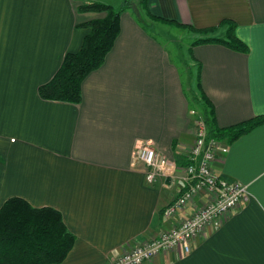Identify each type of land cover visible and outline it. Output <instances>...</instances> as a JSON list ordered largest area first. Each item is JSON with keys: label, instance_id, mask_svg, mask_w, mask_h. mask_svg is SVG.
Here are the masks:
<instances>
[{"label": "crops", "instance_id": "1", "mask_svg": "<svg viewBox=\"0 0 264 264\" xmlns=\"http://www.w3.org/2000/svg\"><path fill=\"white\" fill-rule=\"evenodd\" d=\"M95 1L113 2L0 0V209L18 197L58 210L76 241L56 264H114L204 206L202 194L165 216L185 185L197 96L212 105L219 128L264 115V0H145L146 17L162 25L217 27L204 37L223 36L231 20L249 49L191 42L186 82L134 7L122 13L102 65L85 77L81 102L43 99L39 87L81 48L90 31L83 24L105 17L80 11ZM226 142L215 168L248 187L239 208L195 237L189 253L177 246L142 264H264V123ZM146 144L175 163L154 182L136 157Z\"/></svg>", "mask_w": 264, "mask_h": 264}, {"label": "trees", "instance_id": "2", "mask_svg": "<svg viewBox=\"0 0 264 264\" xmlns=\"http://www.w3.org/2000/svg\"><path fill=\"white\" fill-rule=\"evenodd\" d=\"M131 4V0H120L118 5L95 1L79 7L80 11L105 12L106 15L83 24L90 29L89 33L81 48L67 53L52 79L39 87L43 99L81 102L85 77L104 62L120 33L121 15ZM222 25L226 27L222 37H202L195 43L219 42L234 50L247 52V44L235 35V23L225 20ZM216 28L191 27L204 35L215 32ZM201 101L210 138L230 143L264 123L263 115L233 127L219 128L212 105L203 97ZM75 241L76 236L68 229L58 210L35 208L18 197L7 200L0 209V264L61 263L68 257Z\"/></svg>", "mask_w": 264, "mask_h": 264}, {"label": "built area", "instance_id": "3", "mask_svg": "<svg viewBox=\"0 0 264 264\" xmlns=\"http://www.w3.org/2000/svg\"><path fill=\"white\" fill-rule=\"evenodd\" d=\"M195 113V142L183 168L185 185L180 195L166 207L165 216L178 214L193 198L202 194H205L206 203L194 210L192 215L179 225L140 244L120 256L114 264H142L153 256L177 246H182L184 252L189 253L195 237L204 235L209 228L219 229L246 197L248 187L245 184L229 181L215 168L217 158L228 152V143L226 140L210 138L205 118ZM136 157L148 167L149 182H154L158 173H167L175 168L174 161L160 153L152 144H146L137 150Z\"/></svg>", "mask_w": 264, "mask_h": 264}, {"label": "rangeland", "instance_id": "4", "mask_svg": "<svg viewBox=\"0 0 264 264\" xmlns=\"http://www.w3.org/2000/svg\"><path fill=\"white\" fill-rule=\"evenodd\" d=\"M104 2V1H103ZM120 0H113L114 5H118ZM132 4L128 9H134V7H138L139 13H142L145 18H143L145 22V27L154 35L156 36L160 41L164 42L175 62L178 63L181 70H183L184 73V79L186 82H190V76L189 78V62L191 54L188 51V48L190 46L191 42L199 40L201 37H204L206 35L197 33L196 31L189 29V28H177V27H169L167 25H162L160 23H157V20L155 18H148L144 14L143 11V0H131ZM127 9V10H128ZM224 34V33H223ZM195 36V37H194ZM217 37H222L221 35H216ZM192 65V64H191ZM191 75L193 74L195 79V68L191 66ZM192 83V82H191ZM190 83H188L187 87H190ZM193 90L198 91L197 87L193 88ZM192 91V90H191ZM202 101L201 98L197 96L194 107L196 111H198L199 116L205 118L203 114V107H202ZM206 120V119H205Z\"/></svg>", "mask_w": 264, "mask_h": 264}]
</instances>
